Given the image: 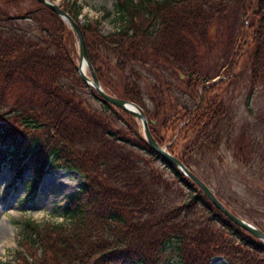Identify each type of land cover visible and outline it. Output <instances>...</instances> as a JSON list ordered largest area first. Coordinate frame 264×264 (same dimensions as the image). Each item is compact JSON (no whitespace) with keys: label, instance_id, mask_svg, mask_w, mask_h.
I'll return each mask as SVG.
<instances>
[{"label":"trees","instance_id":"1","mask_svg":"<svg viewBox=\"0 0 264 264\" xmlns=\"http://www.w3.org/2000/svg\"><path fill=\"white\" fill-rule=\"evenodd\" d=\"M61 5L81 28L102 89L141 107L155 141L241 217L232 204L240 194L227 196L205 174L227 166L221 149L233 145L234 162L263 181L264 193V136L249 124L236 136V112L212 95L220 69L206 70L202 61L237 6L241 28L253 36L251 86L264 85V0H116L119 26L104 35L98 20L79 23L76 1ZM76 39L38 1L0 0V167L21 179L30 171L32 198L46 170L84 178L68 196L62 222H23L18 244L26 253L8 264H211L217 256L264 264V244L154 152L134 116L81 79Z\"/></svg>","mask_w":264,"mask_h":264},{"label":"rangeland","instance_id":"2","mask_svg":"<svg viewBox=\"0 0 264 264\" xmlns=\"http://www.w3.org/2000/svg\"><path fill=\"white\" fill-rule=\"evenodd\" d=\"M52 1L61 5L64 0ZM74 1L80 7L78 21L81 25L98 20L103 35L113 33L118 28L117 14L114 11L116 0ZM232 8L227 13L222 27L224 37L216 40L217 44L215 42L213 52L204 57L202 64L206 70L212 69L214 65L220 69L219 76L215 77L211 83V86L217 85L212 95L223 97L226 102H230L236 112V136L249 124L247 126L249 130L256 131L258 133L256 135L261 138L264 136L262 134L264 118H260V115H264V85L258 83L254 85L255 87L251 86L252 72L249 54L254 47L253 36L247 26L244 29L241 28V23L244 21L242 11L237 6ZM244 34H246L245 37ZM235 41H240V44L233 46ZM231 60L234 62L232 73L231 68L226 69L231 65L229 62ZM202 64L199 65L200 71ZM226 64L228 67L222 68ZM87 75L89 76L88 69ZM180 76L185 77L183 74ZM171 79L174 81L173 77ZM93 102L95 106L99 105L98 102ZM221 150L227 166L224 168L219 166L218 169L211 167L205 176L210 175L213 187L218 186L223 189L227 196L233 191L239 193L238 203L232 204L238 209L242 218L247 221L253 218L264 232V193L258 188L259 185H263V181L254 179L250 171L246 170L248 166L240 168L234 162L233 145L228 148L222 147ZM33 177L30 171H26L21 179L6 165L2 164L0 167V264H8L16 253L25 252L24 248L18 244L20 241L18 232L22 229L23 222L28 219L40 225L62 222V211L68 196L77 193L84 182V179L72 170H46L32 198L26 181ZM211 264L228 263L226 259L216 257Z\"/></svg>","mask_w":264,"mask_h":264},{"label":"water","instance_id":"3","mask_svg":"<svg viewBox=\"0 0 264 264\" xmlns=\"http://www.w3.org/2000/svg\"><path fill=\"white\" fill-rule=\"evenodd\" d=\"M43 6L49 8L56 16L61 18L75 33L78 39V48H79V63H78V70L80 77L83 81H85L94 91H97L99 95L105 100L108 101L112 106L125 113L131 114L134 116L138 121L141 122L142 130L144 132V137L154 152L160 155L163 159L165 158L177 168L191 181H193L197 186L200 187L203 194L215 205V207L222 212L228 219L233 222L234 224L241 227L243 230H246L251 236L254 238L261 240L264 242V233L255 225L250 224L248 221L238 217L237 215L231 214L229 210L224 206V204L220 203L216 196L212 193L210 188L206 186L202 180L191 173V171L185 167L181 161L174 157L170 152L167 151L166 147L161 146L158 142L155 141L151 132H149V121H147L146 115L144 110L141 109L137 104L132 101L116 98L108 93H106L100 84V81L97 78L95 73V69H93L90 59L88 58L87 48L85 44V38L83 37V33L81 31L80 26L77 25L75 20L72 16L64 11L60 5L56 4L52 0H36ZM85 66L86 69L89 70V76L86 74L82 68ZM183 77V76H182Z\"/></svg>","mask_w":264,"mask_h":264},{"label":"bare ground","instance_id":"4","mask_svg":"<svg viewBox=\"0 0 264 264\" xmlns=\"http://www.w3.org/2000/svg\"><path fill=\"white\" fill-rule=\"evenodd\" d=\"M83 71L87 72V69L85 68V66L82 68Z\"/></svg>","mask_w":264,"mask_h":264}]
</instances>
